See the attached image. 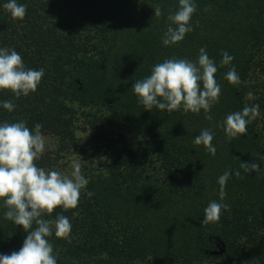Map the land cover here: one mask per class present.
I'll use <instances>...</instances> for the list:
<instances>
[{
	"label": "trees",
	"instance_id": "obj_1",
	"mask_svg": "<svg viewBox=\"0 0 264 264\" xmlns=\"http://www.w3.org/2000/svg\"><path fill=\"white\" fill-rule=\"evenodd\" d=\"M6 2L0 0V48L14 49L44 76L27 97L0 91V123L24 121L33 131L42 125L56 142L54 156L36 161L45 170L76 147L77 131L86 133L92 159L81 167L89 183L78 207L44 217L65 215L72 224L68 240L55 230L48 238L57 264H192L218 258L212 251L220 245V258L231 264H264V0H193V30L168 46L167 17L179 0H17L26 6L22 21L11 18ZM201 47L218 68L213 119L203 110L148 112L132 85L166 59L197 62ZM222 52L234 57L230 65L220 66ZM231 67L239 85L224 79ZM246 105H259L260 114L244 136L229 140L223 122ZM204 129L213 133L215 155L193 143ZM241 161L258 167L246 173ZM226 170L221 201L218 179ZM211 201L228 208L205 223ZM6 211L0 201V255L19 251L26 237Z\"/></svg>",
	"mask_w": 264,
	"mask_h": 264
},
{
	"label": "clouds",
	"instance_id": "obj_2",
	"mask_svg": "<svg viewBox=\"0 0 264 264\" xmlns=\"http://www.w3.org/2000/svg\"><path fill=\"white\" fill-rule=\"evenodd\" d=\"M3 8L13 20L22 21L26 15V6L17 0H8ZM197 6L193 0H179L175 13H169V25L163 36L165 46L181 42L185 35L193 30L191 20ZM207 10V9H205ZM154 16L163 15L161 5H154ZM220 66L230 65L234 57L222 52ZM218 68L204 47L199 50L198 61L187 59H166L153 66L150 76L136 81L133 91L138 102L148 112L154 107L166 110L169 114L183 109L184 112L199 114L203 110L205 119L212 120L210 114L213 105L219 102L221 86L215 74ZM44 70L26 68L21 55L14 49L0 48V91H8L16 98L27 97L35 93ZM224 79L232 85L241 83L235 69L231 67ZM254 99L252 92L247 94ZM3 108L13 111L15 104L3 102ZM259 105L244 106L242 111L229 114L222 127L229 140L247 133L248 123L259 116ZM42 125L37 123L35 130H30L26 122L0 123V201L7 209L5 219L19 226L26 237L19 251L0 255V264H57L53 246L49 237L68 240L72 224L67 216L51 217L57 208L64 211L76 209L82 190L89 183L82 174L80 163L73 164L71 177L57 170H45L38 167L36 161L45 151V137ZM213 133L204 129L194 138L195 145H202L215 155L212 145ZM258 165L251 161H241L240 169L251 173ZM230 172L225 171L218 179L220 200L226 196L225 186ZM240 177V171L235 172ZM91 197L93 193L86 192ZM227 204L211 201L205 209V223L217 222ZM73 215H78L74 212ZM35 227L33 228V225Z\"/></svg>",
	"mask_w": 264,
	"mask_h": 264
},
{
	"label": "rangeland",
	"instance_id": "obj_3",
	"mask_svg": "<svg viewBox=\"0 0 264 264\" xmlns=\"http://www.w3.org/2000/svg\"><path fill=\"white\" fill-rule=\"evenodd\" d=\"M126 139L128 142H131V137L126 135ZM56 149V142L54 139L45 137V154L54 156V151ZM87 136L86 133L83 132H76V147L68 152H65L62 155H59L56 159L54 165L51 167V170L60 171L64 175H68L71 177V173L73 171V164L78 162L80 163L81 167L85 162H91L90 152L87 150ZM216 250V249H215ZM217 251V250H216ZM216 251L212 254L217 255L218 258L214 260L205 259L199 263H192V264H231L224 258H220L221 254H216ZM89 261V260H88ZM92 264L91 261L88 262ZM137 264H158L153 260H149L144 263H137Z\"/></svg>",
	"mask_w": 264,
	"mask_h": 264
},
{
	"label": "water",
	"instance_id": "obj_4",
	"mask_svg": "<svg viewBox=\"0 0 264 264\" xmlns=\"http://www.w3.org/2000/svg\"><path fill=\"white\" fill-rule=\"evenodd\" d=\"M222 252H223V246L220 245V247L216 251V254H221Z\"/></svg>",
	"mask_w": 264,
	"mask_h": 264
}]
</instances>
